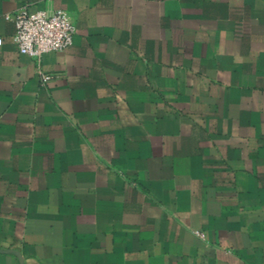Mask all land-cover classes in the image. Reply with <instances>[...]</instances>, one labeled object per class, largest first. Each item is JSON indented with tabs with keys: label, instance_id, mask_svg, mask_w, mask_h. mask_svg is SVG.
I'll list each match as a JSON object with an SVG mask.
<instances>
[{
	"label": "crops",
	"instance_id": "obj_1",
	"mask_svg": "<svg viewBox=\"0 0 264 264\" xmlns=\"http://www.w3.org/2000/svg\"><path fill=\"white\" fill-rule=\"evenodd\" d=\"M72 42L17 51L20 7ZM0 264H264V0H0Z\"/></svg>",
	"mask_w": 264,
	"mask_h": 264
},
{
	"label": "built area",
	"instance_id": "obj_2",
	"mask_svg": "<svg viewBox=\"0 0 264 264\" xmlns=\"http://www.w3.org/2000/svg\"><path fill=\"white\" fill-rule=\"evenodd\" d=\"M4 16L14 22L13 44L17 51L34 59L61 50L72 42L75 28L64 10L47 12L22 6Z\"/></svg>",
	"mask_w": 264,
	"mask_h": 264
}]
</instances>
